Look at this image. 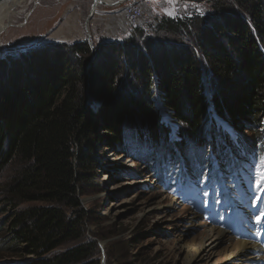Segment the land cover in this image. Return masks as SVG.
<instances>
[{"label":"trees","instance_id":"obj_1","mask_svg":"<svg viewBox=\"0 0 264 264\" xmlns=\"http://www.w3.org/2000/svg\"><path fill=\"white\" fill-rule=\"evenodd\" d=\"M245 1H238L239 9L252 26L245 15L228 14L231 8L219 0L204 22L197 14L157 19L155 33L177 39L200 33L199 54L181 50L178 43L160 46V40L152 51L143 47L134 55L126 50L129 39L145 37L136 24L125 39L99 43L94 51L85 41L74 42L67 60L47 66L29 84L0 92V172L11 162L20 164L2 195L7 215L0 224L5 231L0 259L8 253L30 257L23 264H100L96 244L82 241L87 213L79 192L84 170L95 160L90 137L100 122L109 147L125 148L134 160L150 165L147 159L157 152L187 153L188 147L207 152V142L218 138L215 117L231 126L243 144L255 147L254 135L242 132L264 134V12L257 6L247 11ZM103 49L109 53L95 58ZM122 53L137 77L128 80L129 69L118 68ZM90 54L93 59L84 58ZM87 80L89 90L102 98L95 110L88 104ZM158 108L185 128L178 129L175 142Z\"/></svg>","mask_w":264,"mask_h":264},{"label":"rangeland","instance_id":"obj_2","mask_svg":"<svg viewBox=\"0 0 264 264\" xmlns=\"http://www.w3.org/2000/svg\"><path fill=\"white\" fill-rule=\"evenodd\" d=\"M216 1L218 0H150L151 5L148 3L143 5L145 19L137 24L143 29L145 37L135 36L129 39L126 50L129 49L135 55L136 52L142 53L144 47L149 52L152 51L150 46L153 42L159 43L161 40L160 46L178 43L183 47L181 50L199 54V43L196 41L200 34L198 32L193 33L192 37L195 41L189 35H182L177 39L178 37L174 35L155 33L153 26L160 16H150L151 6L157 7L160 2L162 5L170 6L173 16L188 14L194 18L197 14L201 22H204L210 18ZM219 1L231 8L228 14L235 12L243 14L248 25L252 26L246 13H242L239 9V0ZM245 2L247 11L252 13L254 6H257L264 12V0ZM23 3L15 7L16 13L11 18V26L9 25L7 31L1 35L0 92H5L14 86L29 84L30 80L40 78V74L45 73L47 66L54 67L60 60H67L71 54H74L70 49L74 42L85 41L91 51H94L99 43L105 42L100 39L101 35L95 37L93 35L94 30L99 32V27L86 24L80 28L78 35V30L75 33L78 28L65 26L64 20L68 12L62 11L63 7L60 8L55 0H25ZM84 11L82 7V12ZM262 19L264 21V13ZM132 28L128 26L129 32L126 36H129ZM101 29L103 30L104 27ZM56 34H59V37H55ZM126 36L118 40L125 39ZM57 38L62 39L57 40ZM104 50L96 51L95 58L109 53L107 50V53H104ZM115 55L118 56V53ZM93 57L94 55L91 54L84 55V58L89 60ZM1 62H4V65H1ZM126 64L128 65L127 56L122 53L118 59V68L129 69ZM207 74V70L202 66V78L208 88ZM132 76L137 77L135 69H129V73L127 72L128 80ZM121 79L126 81L124 77ZM88 93V104L94 110L99 108L102 103L101 96L93 94L91 90H88ZM157 103L159 104V101ZM158 110L166 124L171 127L176 126L177 130L185 129L180 123L171 124L172 121L167 118L166 110L162 108ZM97 131L96 135L90 137V140L96 144L95 160L92 166L84 170L85 175L79 181V192L82 209L87 213L83 220L82 241L96 244L98 250L96 256H99L100 264H243V262L258 264L260 261L264 264V258L260 254L256 255L253 250L245 251L241 246L239 250L232 249L234 247L232 245L238 241L242 243L243 239H233L223 230L211 226L207 219L212 214L231 212L233 207L238 206L237 200L248 197V193L258 203L264 199V188L261 183L264 180V157L257 159L250 151L244 152L242 156L236 154L237 151L225 141V131L218 129L219 136L226 146L222 151L224 156L217 154L214 147H212L214 152L212 162L208 161L204 164L202 151L190 155L187 160L194 164L196 174L191 175L194 172L188 170V164L182 163L183 168L190 172L183 175L180 161L165 160L162 170H159V166L151 169L149 163L134 160L125 148L117 150L118 148L109 147L105 138L106 131L101 122ZM254 133L252 130L242 132V134L254 135L250 139L260 143V137L255 136ZM234 134L235 132H232L233 137ZM137 148L141 150L139 146ZM155 158L156 156L152 154L149 156L152 163L156 162ZM176 158L183 159L184 156L179 155ZM249 166L255 168L256 176L245 178L248 189L247 194H242L239 186L235 185V177L243 171H248ZM19 168L20 164L15 161L0 172V224L6 220L7 215V211H4L6 206L1 203L2 195L6 193L7 183ZM161 173H163L162 183L156 179ZM228 179L235 182L231 188H228ZM183 199L185 201L191 199L194 203H198L203 208L200 215H196L194 208L189 203L183 202ZM210 201L214 202V207ZM3 228L6 230L5 226ZM211 229L221 231L223 240L219 241L209 253L203 252L204 255L189 260L194 247L200 243L202 233ZM4 232L0 231V238ZM194 238H196L195 243H192ZM260 240L263 241L264 237ZM244 255L249 259L244 258ZM28 258L30 257H22V255L16 257L7 253L0 259V264H23ZM244 259L247 260L243 261Z\"/></svg>","mask_w":264,"mask_h":264},{"label":"crops","instance_id":"obj_3","mask_svg":"<svg viewBox=\"0 0 264 264\" xmlns=\"http://www.w3.org/2000/svg\"><path fill=\"white\" fill-rule=\"evenodd\" d=\"M104 1H106L107 3L98 4L93 0H55L60 8L63 7L61 8L63 9L62 11L68 12L67 18H65V20L63 19L64 25L74 26L75 28H78L75 30V33L78 30V35L80 34V28L87 24L91 25L92 27L100 28L99 32H96L94 30L93 35L94 37L101 35L100 39H102L103 41H115L120 37H125L126 35H128L129 30L127 26L128 24L124 19V5L115 4L114 2H116L117 0ZM149 1L150 0L143 2L140 0V3H142L143 5L147 3L151 5L152 2ZM188 3L189 2H186V4ZM165 6L166 5L160 4V2L159 6L157 7L155 5H152V12L149 13L150 16H173V12L170 6ZM82 7L83 10H85L84 12H82ZM101 27H104V29L102 30ZM102 32L104 33L102 34ZM55 37H59V34H56ZM60 39L62 38H57V40Z\"/></svg>","mask_w":264,"mask_h":264},{"label":"bare ground","instance_id":"obj_4","mask_svg":"<svg viewBox=\"0 0 264 264\" xmlns=\"http://www.w3.org/2000/svg\"><path fill=\"white\" fill-rule=\"evenodd\" d=\"M24 1L25 0H5V1L0 2V47L2 46L1 35L3 33H5L8 29V27L11 23L10 22L11 18L16 13L15 7L24 4L23 3ZM202 234L203 235L201 236L202 238L200 240V243L194 247V250H193L189 260H191L195 256L204 255V253H206V252L209 253L210 251L213 250V248H215L218 245L217 243H219V241L223 240V233L217 229L206 230V232H204ZM246 238H252L251 243H249L247 240L243 239L242 243H239V241H238V243H236L235 245H232V247L233 246L234 247L233 248L231 247V248L234 250H237V249L239 250V248L241 246L245 251L246 250L255 251L259 246V241H261L260 238L259 237L255 238L253 235H246ZM195 239L196 238H194L192 240V243H195ZM260 255L264 258V254L261 253ZM243 257L249 259V257H247V255H244ZM245 260H247V259H244L243 261H245ZM243 264H246V263L243 262Z\"/></svg>","mask_w":264,"mask_h":264},{"label":"built area","instance_id":"obj_5","mask_svg":"<svg viewBox=\"0 0 264 264\" xmlns=\"http://www.w3.org/2000/svg\"><path fill=\"white\" fill-rule=\"evenodd\" d=\"M124 19L128 26L136 25L145 19L143 4L140 1H130L123 7Z\"/></svg>","mask_w":264,"mask_h":264},{"label":"water","instance_id":"obj_6","mask_svg":"<svg viewBox=\"0 0 264 264\" xmlns=\"http://www.w3.org/2000/svg\"><path fill=\"white\" fill-rule=\"evenodd\" d=\"M1 1H5V0H0ZM95 1L96 3L98 4H103V3H107L106 1L104 0H93ZM130 1H140V0H117L116 2H114L115 4H122V5H125L126 3L130 2ZM143 2L147 1V0H141ZM86 93H87V100H89V93H88V90H89V80H87V84H86ZM173 126V125H172ZM174 128L176 129L177 127L174 126Z\"/></svg>","mask_w":264,"mask_h":264},{"label":"snow or ice","instance_id":"obj_7","mask_svg":"<svg viewBox=\"0 0 264 264\" xmlns=\"http://www.w3.org/2000/svg\"><path fill=\"white\" fill-rule=\"evenodd\" d=\"M257 219H260L259 217H257Z\"/></svg>","mask_w":264,"mask_h":264}]
</instances>
